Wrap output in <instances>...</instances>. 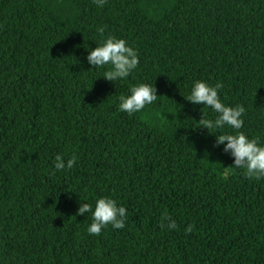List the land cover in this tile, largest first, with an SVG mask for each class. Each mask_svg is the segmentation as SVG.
<instances>
[{
    "label": "trees",
    "instance_id": "trees-1",
    "mask_svg": "<svg viewBox=\"0 0 264 264\" xmlns=\"http://www.w3.org/2000/svg\"><path fill=\"white\" fill-rule=\"evenodd\" d=\"M109 35L139 53L127 79L87 63ZM196 80L264 142V0H0V264H264V179L199 126L216 113L186 99ZM141 82L159 97L129 116ZM101 196L126 227L89 235L77 210Z\"/></svg>",
    "mask_w": 264,
    "mask_h": 264
},
{
    "label": "clouds",
    "instance_id": "clouds-1",
    "mask_svg": "<svg viewBox=\"0 0 264 264\" xmlns=\"http://www.w3.org/2000/svg\"><path fill=\"white\" fill-rule=\"evenodd\" d=\"M93 3L103 8L107 0H93ZM103 36L105 28L98 29ZM87 63L92 67L104 68L110 66L105 75L108 81H120L127 79L140 63L138 51L130 46L126 39L109 35L95 47L88 51ZM224 87L222 82L215 85L205 80H196L192 83L187 100L193 105L207 106L216 116L206 118L203 114L199 120V126L207 129L209 133H219L216 136L215 147L223 145V151L230 154L234 160L235 169L245 170L249 179H264V142L259 137H250L242 129L244 128V115L246 108L243 104L229 105L220 97V90ZM155 85L141 82L129 89V94L119 96L118 108L129 116L142 111L147 105L155 103L158 99ZM226 126L233 131H226ZM78 157L74 154L65 159L61 155L55 157V169L63 171L72 169ZM91 213L92 222L88 225L89 235L99 236L104 228L111 225L114 229H124L128 219V211L125 206L109 196H101L95 200L94 206L90 203H81L77 215ZM175 229L177 224L171 217L165 215L161 220V227ZM194 225L189 224L185 229L191 233Z\"/></svg>",
    "mask_w": 264,
    "mask_h": 264
}]
</instances>
